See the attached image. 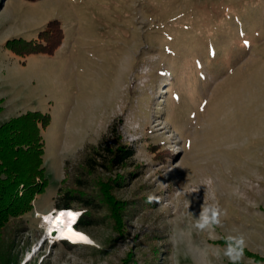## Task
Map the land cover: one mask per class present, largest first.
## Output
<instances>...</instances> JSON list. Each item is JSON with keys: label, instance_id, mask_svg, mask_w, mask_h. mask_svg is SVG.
<instances>
[{"label": "rangeland", "instance_id": "obj_1", "mask_svg": "<svg viewBox=\"0 0 264 264\" xmlns=\"http://www.w3.org/2000/svg\"><path fill=\"white\" fill-rule=\"evenodd\" d=\"M37 110L48 184L0 264H170L174 230L179 264H264V0H0V122ZM65 192L90 244L44 239Z\"/></svg>", "mask_w": 264, "mask_h": 264}, {"label": "trees", "instance_id": "obj_2", "mask_svg": "<svg viewBox=\"0 0 264 264\" xmlns=\"http://www.w3.org/2000/svg\"><path fill=\"white\" fill-rule=\"evenodd\" d=\"M50 115L39 110L28 111L12 119L0 122V262L6 256L1 251L4 233L10 220L31 211L35 194L43 191L48 184L44 165L45 142L41 129L48 126ZM105 146L103 156L122 165L133 152L126 146L112 148ZM92 160L89 158V163ZM38 180V181H37ZM79 204L90 208L92 202L86 198L65 192L60 197L59 208H74ZM92 224L90 217L83 213L75 227L86 229ZM68 247L74 244L67 241ZM5 264H10L9 261Z\"/></svg>", "mask_w": 264, "mask_h": 264}, {"label": "clouds", "instance_id": "obj_3", "mask_svg": "<svg viewBox=\"0 0 264 264\" xmlns=\"http://www.w3.org/2000/svg\"><path fill=\"white\" fill-rule=\"evenodd\" d=\"M79 212H80V214H79V216H78L76 221H78L80 216H81V211H79ZM43 215L44 214L40 215L41 218H42V222L44 221L43 220ZM216 222H218V221H216ZM212 223H213V221L211 220V218L206 216L202 212L201 215L199 216V218H197V220L195 221V226L197 228H199V229H205V228L211 227ZM44 237H45L44 239L48 240V242L50 244L55 243V242H60V241L69 242L68 240H65V239L51 238L50 236H48L46 234H45ZM171 239H172V242H173V251H172V253L169 256L170 264H179V258L176 255L175 246H176V244H177V242L179 240H183L184 239V234H183L182 231L181 232H177V231L174 230ZM69 243H71V242H69ZM72 244H75V243H72ZM235 244H236V247L238 249V254H233L232 253V251L230 250L231 249V245L229 246V251L226 253L229 256V258L231 260H233V261L238 260L240 258V256L243 255L244 244H245L243 236L236 237L235 238ZM193 264H208L207 256H206V254L204 253V251L202 249L199 251L198 256L193 258Z\"/></svg>", "mask_w": 264, "mask_h": 264}, {"label": "bare ground", "instance_id": "obj_4", "mask_svg": "<svg viewBox=\"0 0 264 264\" xmlns=\"http://www.w3.org/2000/svg\"><path fill=\"white\" fill-rule=\"evenodd\" d=\"M60 210L61 211L63 210L65 212H67V211H74V212L78 213L75 221L72 222V226H73V228H74L75 231L80 232V233H83L85 236H87V240H81L79 238L69 239L67 237L61 236L58 231H53V225H52V223L50 222V220H46L45 217H51L52 219H55V216L59 214V211ZM79 211L80 210L74 209V208H55V209L52 208L49 211L43 212V214H44L43 215L44 222H45V225H46L45 234L48 235V236H50L51 238L65 239V240H68L69 242L75 243V244H86V245L87 244H90L91 243V237H90V235L87 232H85L84 230L75 227L76 223L78 222L76 220H77V218H78V216L80 214ZM70 219H71L70 217H68L67 215H65V221H68Z\"/></svg>", "mask_w": 264, "mask_h": 264}, {"label": "snow or ice", "instance_id": "obj_5", "mask_svg": "<svg viewBox=\"0 0 264 264\" xmlns=\"http://www.w3.org/2000/svg\"><path fill=\"white\" fill-rule=\"evenodd\" d=\"M248 41H245V44H248ZM65 215L70 217L71 219L65 221ZM78 213L74 211H60L58 215L55 216V219L51 217H45L46 220H50L53 225V231H58L61 236L67 237L69 239L79 238L81 240H87V236L83 233L77 232L74 230L72 226V222L75 221Z\"/></svg>", "mask_w": 264, "mask_h": 264}, {"label": "built area", "instance_id": "obj_6", "mask_svg": "<svg viewBox=\"0 0 264 264\" xmlns=\"http://www.w3.org/2000/svg\"><path fill=\"white\" fill-rule=\"evenodd\" d=\"M43 219H44V217H43Z\"/></svg>", "mask_w": 264, "mask_h": 264}]
</instances>
